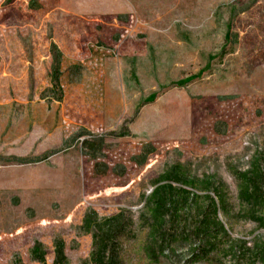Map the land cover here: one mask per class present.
<instances>
[{"label":"rangeland","instance_id":"374dc122","mask_svg":"<svg viewBox=\"0 0 264 264\" xmlns=\"http://www.w3.org/2000/svg\"><path fill=\"white\" fill-rule=\"evenodd\" d=\"M258 152L264 0H0V264H41L38 242L56 264V240L66 264H93L89 209L133 218L124 264H264L257 220L220 214L215 246L140 224L175 162L220 180L237 211L234 170Z\"/></svg>","mask_w":264,"mask_h":264},{"label":"trees","instance_id":"16d2710c","mask_svg":"<svg viewBox=\"0 0 264 264\" xmlns=\"http://www.w3.org/2000/svg\"><path fill=\"white\" fill-rule=\"evenodd\" d=\"M55 66L57 71L58 64ZM55 84L58 87L57 77ZM12 161L27 163L29 159L14 158ZM234 176L239 202L237 211H234L220 180L208 175L197 178L182 163L170 165L145 197L140 212V224L147 229V239L167 243L169 238H180L184 244L193 238L204 245L215 246L229 235L219 219L220 214L227 218L257 220L264 227V152H258L252 158L249 169L234 170ZM80 228L92 233L90 260L93 264H124L125 242L137 235L133 218L123 210L100 218L94 210L89 209ZM260 245L257 248L264 250V243ZM55 253V263L66 264L61 240L55 242ZM31 254L33 259L46 264L40 242L34 245Z\"/></svg>","mask_w":264,"mask_h":264},{"label":"crops","instance_id":"0c3cea01","mask_svg":"<svg viewBox=\"0 0 264 264\" xmlns=\"http://www.w3.org/2000/svg\"><path fill=\"white\" fill-rule=\"evenodd\" d=\"M90 147H92V150L90 151L91 152V155H97L96 153H97V151H98V147H97V144H91L90 145ZM101 147V146H100ZM142 153V152H141ZM146 153H148V152H143V156H144V159H145V156H147L146 155ZM141 154H139V156H140ZM14 158H28L29 159V162H27V163H31V162H33L34 161V159H36V158H32V157H29V156H14V157H11V158H9V159H11V160H13ZM98 159V158H97ZM96 159V160H97ZM144 161V160H143ZM143 161H141L140 163L142 164V162ZM12 163H16V164H26V163H17V162H15V161H12ZM114 168L112 167V168H110L109 167V165L106 163V162H95L94 163V171H96V172H101V173H107L108 171H111V170H113Z\"/></svg>","mask_w":264,"mask_h":264}]
</instances>
